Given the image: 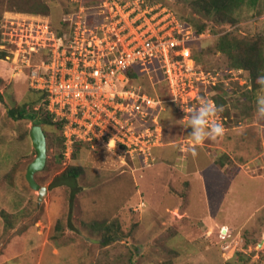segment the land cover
I'll return each instance as SVG.
<instances>
[{
    "label": "rangeland",
    "instance_id": "1",
    "mask_svg": "<svg viewBox=\"0 0 264 264\" xmlns=\"http://www.w3.org/2000/svg\"><path fill=\"white\" fill-rule=\"evenodd\" d=\"M145 1L191 29L205 24L193 0ZM72 2L0 0V50L7 52L0 59V264H264V120L256 117L264 89L233 62L244 43H256L264 74V0H245L233 24L213 15L193 33L187 44L206 82L187 101L169 100L159 73L140 74L135 82L165 100L161 145L147 162L87 143L67 159L62 130L46 125L47 162L35 178L48 190L39 200L26 178L36 157L33 123L11 118L8 109L25 102L43 107L45 96L29 85L32 67L17 56L19 35L10 33L45 20L61 28ZM226 33L237 44L233 55L217 45ZM46 54L26 53L32 66ZM203 101L217 106L212 119L223 134L193 145L187 120ZM70 166L80 168L77 178L60 175ZM106 226L117 237L104 244Z\"/></svg>",
    "mask_w": 264,
    "mask_h": 264
},
{
    "label": "built area",
    "instance_id": "2",
    "mask_svg": "<svg viewBox=\"0 0 264 264\" xmlns=\"http://www.w3.org/2000/svg\"><path fill=\"white\" fill-rule=\"evenodd\" d=\"M72 1L75 11L63 18L61 35L49 20L11 31V38L19 35L17 56L32 67L29 85L45 93L47 110L63 122L65 158L81 141L104 145L123 160L129 155L147 162L152 148L161 145L165 100L148 93L127 71L134 67L150 78L159 73L169 100L187 101L189 91L206 82L187 44L194 31L174 12L145 0H110L108 8ZM45 49L48 57L32 66L26 53Z\"/></svg>",
    "mask_w": 264,
    "mask_h": 264
},
{
    "label": "trees",
    "instance_id": "3",
    "mask_svg": "<svg viewBox=\"0 0 264 264\" xmlns=\"http://www.w3.org/2000/svg\"><path fill=\"white\" fill-rule=\"evenodd\" d=\"M88 1L94 3L95 0H88ZM244 1L245 0H193L192 6L203 18L205 24L201 25L200 27L196 29L192 28V30L194 31V33L199 34L201 31L205 29L206 22H207L206 20H208L213 15L218 19L219 22L230 23V24L235 23L237 21L235 17V11L241 6V4ZM61 23H62L61 28L56 29L59 35H61L65 30L64 28L65 26H63L64 21ZM234 41H235V38H230L229 35L226 33L219 37V41L217 45H218V48L222 50L224 53L228 55L229 54L233 55L234 49H237L236 48L237 44H235L236 42ZM244 45H246V49L242 50V52H240L241 54L234 57L235 58L234 59L235 61H233L234 65L236 67L249 71L251 82L253 83L254 87L260 86L257 83V77L260 75H264L262 71L261 52L259 51V47H257L256 43L255 44L244 43ZM44 51L45 53H47L46 55L48 57L49 55L48 50H44ZM6 55H7L6 51L0 50V59L5 58ZM195 60L197 62L198 58L196 57ZM127 74L134 81L140 78V74H138L137 70L134 67L130 68L127 71ZM36 91L41 92L40 90H36ZM41 93L45 96V102L43 103V107H40L41 109L45 111L44 116H42V114L39 115L40 108L34 109L32 106V103L30 102L29 103L25 102L20 105L10 107L8 109V115L15 120L27 119V120H30L33 123V125L40 124L42 125L44 131H45L46 125H51L53 123H55L57 126L60 127L61 130H63V122L59 120H55L53 118V116L50 114V112L46 108V104H47L46 95L43 92ZM61 138H62L63 150H64L63 135H61ZM82 143H85V142L80 141L75 144V149H74L72 157L77 152L78 146ZM80 173H81L80 168L75 167V166H70V167H67L60 175H62V177L71 176V177L77 178L80 175ZM113 231H114L113 228H111L110 226L109 227L106 226L104 240L102 241L104 242V244H107L113 241V239L117 237V234H114Z\"/></svg>",
    "mask_w": 264,
    "mask_h": 264
},
{
    "label": "clouds",
    "instance_id": "4",
    "mask_svg": "<svg viewBox=\"0 0 264 264\" xmlns=\"http://www.w3.org/2000/svg\"><path fill=\"white\" fill-rule=\"evenodd\" d=\"M257 83L264 89V75L257 77ZM217 110V106L209 101H203L198 108L192 110L187 126L192 129L190 136L193 145H199L205 139H215L223 134V126L212 119ZM256 117L264 120V95L257 97Z\"/></svg>",
    "mask_w": 264,
    "mask_h": 264
},
{
    "label": "water",
    "instance_id": "5",
    "mask_svg": "<svg viewBox=\"0 0 264 264\" xmlns=\"http://www.w3.org/2000/svg\"><path fill=\"white\" fill-rule=\"evenodd\" d=\"M33 147L36 151V157L28 165L26 178L32 188L39 191V200L43 199L44 194L47 192V187L40 185L36 180L35 174L43 170L47 162V136L40 124H34L30 130Z\"/></svg>",
    "mask_w": 264,
    "mask_h": 264
}]
</instances>
